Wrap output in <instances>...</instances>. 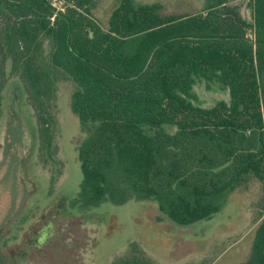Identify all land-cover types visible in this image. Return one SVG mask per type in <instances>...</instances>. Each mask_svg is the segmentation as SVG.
<instances>
[{
	"label": "trees",
	"instance_id": "16d2710c",
	"mask_svg": "<svg viewBox=\"0 0 264 264\" xmlns=\"http://www.w3.org/2000/svg\"><path fill=\"white\" fill-rule=\"evenodd\" d=\"M62 1L64 11L53 0H0V88L10 58L48 148L55 94L39 53L43 38L52 41V64L76 84L71 108L88 128L70 205L153 200L160 220L189 226L212 218L251 178L264 190V0H251V21L227 0L183 15L121 0L107 27L92 13L96 0ZM198 83L227 97L204 107ZM133 252L120 264H154ZM238 264H264V212Z\"/></svg>",
	"mask_w": 264,
	"mask_h": 264
},
{
	"label": "rangeland",
	"instance_id": "374dc122",
	"mask_svg": "<svg viewBox=\"0 0 264 264\" xmlns=\"http://www.w3.org/2000/svg\"><path fill=\"white\" fill-rule=\"evenodd\" d=\"M121 0H96L92 13L107 27ZM156 4L164 14L201 12L206 0H135ZM251 0H227L251 21ZM251 35V31H249ZM49 38L42 39L39 64L54 87L53 136L41 148L37 117L29 95L5 64L0 88V241L2 264H120L136 248L154 264H238L251 253L264 212L261 182L251 178L230 193L212 218L182 226L163 218L153 200L110 202L86 211L70 205L82 171L78 146L88 134L71 108L74 81L55 68ZM198 102L214 106L226 92L195 86ZM6 244V245H4ZM10 252L9 256L4 249ZM22 252V254H18ZM18 256V259L17 258Z\"/></svg>",
	"mask_w": 264,
	"mask_h": 264
},
{
	"label": "built area",
	"instance_id": "2783aa9c",
	"mask_svg": "<svg viewBox=\"0 0 264 264\" xmlns=\"http://www.w3.org/2000/svg\"><path fill=\"white\" fill-rule=\"evenodd\" d=\"M53 4L57 8V10H65V5L62 0H53Z\"/></svg>",
	"mask_w": 264,
	"mask_h": 264
}]
</instances>
